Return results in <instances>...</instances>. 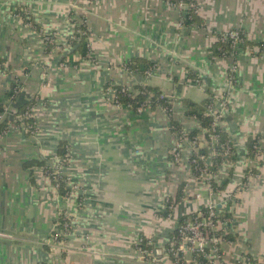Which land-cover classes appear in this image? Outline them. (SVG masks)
<instances>
[{
	"label": "crops",
	"instance_id": "obj_1",
	"mask_svg": "<svg viewBox=\"0 0 264 264\" xmlns=\"http://www.w3.org/2000/svg\"><path fill=\"white\" fill-rule=\"evenodd\" d=\"M193 1L206 28L181 27L182 14L166 0H0V103L21 83L13 106L35 100L37 128L0 135V232L11 237H0V264H145L141 239L161 259L177 222L210 200L232 221L223 264H264V158L253 160L246 147L264 137V0ZM82 26L90 58L76 53L79 65L65 66ZM237 29L246 45L234 57L215 54L217 36ZM139 86L165 96L172 119L206 151L205 129L188 105L214 97L217 108L225 100L220 127L235 155L213 173L214 192L192 174L188 145L183 162L173 161L177 134L162 107L138 114L106 94ZM61 144L69 154L63 192L46 171L58 165ZM245 175L250 184L241 188ZM182 185L184 198L170 217L167 200ZM230 192L234 198L225 201ZM64 214L72 230L58 245Z\"/></svg>",
	"mask_w": 264,
	"mask_h": 264
},
{
	"label": "built area",
	"instance_id": "obj_2",
	"mask_svg": "<svg viewBox=\"0 0 264 264\" xmlns=\"http://www.w3.org/2000/svg\"><path fill=\"white\" fill-rule=\"evenodd\" d=\"M97 1V0H96ZM169 6L175 10H179L182 14V19L180 22V26H184V15L190 10H194L195 13L199 14V7L195 1H191L190 4H186L184 2H180L179 4H171L167 2ZM220 40L222 42H230L231 47L234 50L233 53L230 54V57H234L237 50L243 46L245 42V37L243 31L241 29H237L227 33L220 34ZM225 55V53H224ZM3 65L0 64V74L3 73ZM234 72V68L232 73ZM230 76V84L232 86L233 76ZM150 75V72H147ZM21 87L15 86L14 92H20ZM107 96L109 99L117 104L118 106L124 105L121 102L122 96H127L130 99L136 98L138 95L137 91L129 89L127 87H121L119 89L109 88L107 90ZM143 95L146 96L145 103L136 109L135 112L138 114L143 113L146 109H150L151 101H152V93L144 91ZM14 97L10 99L12 101ZM125 106V105H124ZM129 108H133V104L126 105ZM34 109L35 106L26 110L24 113L17 115L14 118V109L12 108L11 103L7 104L3 111L0 112V125L8 120V124L6 130H4L1 134L7 133L11 129L20 128L25 132L29 130L31 134H35L37 131L36 122L32 125L26 124L25 120L34 119ZM166 111L164 108H162ZM226 110V102L225 100H221L217 108H212L209 111V115L213 117V123L209 130H205L208 137V142L206 141L207 150L210 152L208 156H205L200 153L202 149V143L198 136L194 138H190L185 132L182 130L177 134V142L173 146L171 150V154L173 156V161L176 164H181L184 160V150L187 145L189 146V152L191 154L190 164L195 165V169L191 172L195 178H206L208 180L209 188L211 192H214L215 188L212 186L211 181L213 180V173L208 171V168L213 166L212 159L216 156H222L225 160H228V157L232 154V146H225L220 151L219 147V136L217 134V127H220V122L223 117V114ZM17 121L19 124H15ZM255 158L253 160L264 158V139H260L258 143L254 146ZM69 154L67 152L66 157L68 160ZM212 157L211 161L210 158ZM66 159H61L58 165L55 168H52V177L54 178V182L58 187H60L61 182L63 181L62 171L63 166L67 162ZM200 164H203L204 167H199ZM199 173V175H197ZM248 175V174H247ZM61 181V182H60ZM249 176L244 177L243 182L240 184L241 188L249 187ZM234 192H230L226 196L225 201H231L234 198ZM199 198V197H198ZM177 208V202L174 199L167 200V212L170 217H173L175 210ZM206 211H201L198 214H194L188 218H186L183 222H177L174 233L168 243V246L165 251V256L161 259H157L153 255V251L151 249H147L144 246V239H141L138 242V250L141 255V259L145 262V264H159V262H171V264H194L196 259L200 257L206 260L203 264H223V254L221 251V244L226 241L227 235L229 234V226L231 224V219L227 217L229 213L226 207H222L216 202L210 200L205 206ZM60 228L58 232H56L53 241L55 244H61V240L67 237L72 230V221L71 218L64 214L62 215L60 222ZM0 237L3 238H11L9 235H6L0 232ZM147 246H151L150 243H147ZM188 255L190 257H188Z\"/></svg>",
	"mask_w": 264,
	"mask_h": 264
},
{
	"label": "trees",
	"instance_id": "obj_3",
	"mask_svg": "<svg viewBox=\"0 0 264 264\" xmlns=\"http://www.w3.org/2000/svg\"><path fill=\"white\" fill-rule=\"evenodd\" d=\"M166 1L171 3V4L177 5L180 2H184L186 4H190V2L192 0H166ZM184 16H185L184 17V26H187L189 28L190 27L206 28V23L201 19V17L199 16L198 13L194 12V10L190 9ZM81 29L83 31L82 32L83 34H80L79 32H76L74 34V36L71 38L70 42L74 46V51L72 52V55H69L70 57H63L62 58V63L65 66L77 67L79 65V63H77L73 59V57H74L73 54H76V53L79 54L83 59L90 58L91 50H90L89 41H88L89 32L86 29V27H84V26H82ZM217 37H218V41H217V43L215 45V54H217L218 56H221V57H224V56L229 57L230 54L233 53V51H234L232 49V47H231L232 46L231 43L230 42H222L220 40V37H221L220 34ZM45 40H46V43H47V50L51 51L53 48L51 46L52 44H50L51 43L50 42V38H45ZM246 43L247 42H246V39H245V42H244L243 45H246ZM260 47L263 49L264 48V44H261ZM224 53H225V55H224ZM0 64H2L1 61H0ZM150 68H149V71H151ZM129 69L130 70L133 69L136 72L140 71L138 66H132L131 64H129ZM15 86L21 87V83H19L17 81L12 86L10 92L8 93L9 101H10V99L12 97H14V99L9 102V103H11L12 108L14 109L13 110L14 111V114H13L14 118L17 117V115H20V114L24 113L26 110L36 106V101L35 100H31V101H29L28 103H26L23 106L14 107L13 105H14L15 101L17 100V98L19 96V93H20V92H14ZM137 89H138L137 90L138 95L136 96V98L130 99L127 96H122L121 97V102L124 105L133 104V108L132 109L136 111V109L138 107H141L146 101V96L143 95L142 92L147 91V92L152 93V101H151L152 103L150 105V109H156L157 107L164 108L166 110L167 114L171 117L173 131L176 134H179V132L182 131V128L172 119V108H171V105L169 104V100L165 96L160 94L156 88H152L151 86H139ZM214 101H215V98L211 97V99L208 100L203 106H196L194 104H189L188 105L189 110H188L187 114L189 116H191V117H195L196 119H198L200 121V123H201V128L205 129L206 131L211 128L212 123H213V117L211 115H209V111H210V109L214 108ZM9 103H7V104H9ZM7 104L6 103H0V112L4 110V108L7 106ZM14 123L15 124H17V123L19 124V122H17V121H15ZM25 123L32 125V124L35 123V121H34V119H27V120H25ZM7 124H8V120L0 125V133H2L4 130H6ZM30 131L31 130H29L26 134H30ZM216 131H217V134L219 136V142H218L219 147H218V149L221 151L222 148L225 147V146H232V154L228 157V159L233 160L234 159V155H235L233 142H231L228 139V137L223 132L221 127H217ZM195 134L194 133L190 134L189 137L190 138H194L196 136ZM207 134L208 133H205V139L208 142ZM260 139H264V137L257 136V137L251 138L248 141V143L246 144V147L248 149L249 157L255 158L254 146L258 143V141ZM207 151H206V149H201L200 153L205 155V156H208V152ZM57 154H58V156L61 159H66L67 160V158H65L66 154H67V148L64 146V144L60 145ZM212 161H213V166L208 168V171L210 173H215V172L218 171L219 166L221 165V163H223L225 161V159L222 156L219 155V156L214 157L212 159ZM190 165H191V169L194 170L195 169V165L192 164V163ZM199 167H204V166H203V164H200ZM51 169L52 168H47L46 171L49 174L50 178L54 181V178L52 177L53 176L52 175L53 171ZM197 175H199V173H197ZM211 184H212V186L214 188L218 187L217 183L214 180L211 181ZM65 186H66L65 183L62 181L60 187H58V188L60 190H62V192H63L64 189H67ZM183 187H184V185H182L181 190H180V194L176 198L177 205L184 198V196H183ZM220 189H223L222 186H220ZM202 211L205 212L206 208H203ZM186 218H188V217L182 218L181 220H179V222H183ZM147 243H148V240L144 239V246L147 249H151V246H147ZM199 260L202 263L206 262V260H204L201 257L199 258Z\"/></svg>",
	"mask_w": 264,
	"mask_h": 264
},
{
	"label": "water",
	"instance_id": "obj_4",
	"mask_svg": "<svg viewBox=\"0 0 264 264\" xmlns=\"http://www.w3.org/2000/svg\"><path fill=\"white\" fill-rule=\"evenodd\" d=\"M160 257V256H159Z\"/></svg>",
	"mask_w": 264,
	"mask_h": 264
}]
</instances>
